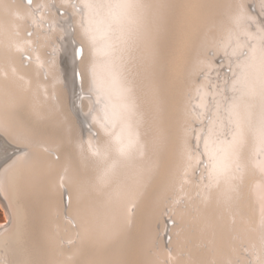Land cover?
Listing matches in <instances>:
<instances>
[{"label": "bare ground", "instance_id": "bare-ground-1", "mask_svg": "<svg viewBox=\"0 0 264 264\" xmlns=\"http://www.w3.org/2000/svg\"><path fill=\"white\" fill-rule=\"evenodd\" d=\"M28 1L34 8L48 5L46 1ZM252 1L159 0L155 13L153 11V36L149 34L148 38L140 41L142 52L132 63L123 51L121 37L114 33L104 37L110 46L105 61L101 58L102 53L100 55L97 50H93L94 38L78 26V21L84 19L83 0L75 5L74 1L67 3L66 0H56L58 8L66 9L69 19L62 23L63 17L53 11L47 16L39 15L50 21V32L39 34L40 50L36 52L37 55L41 54L45 39L55 34L60 36L51 62L46 63L43 57L39 58L40 64L48 71L49 80L45 81L47 90L52 89L57 93V100L49 102L46 98L41 99L39 94L41 81L38 65H22L18 54L24 43L34 39L22 34L26 27L24 21L32 17V11L22 0H0V125L5 131L0 133V160L4 159L0 161V170L12 158L9 194H23L39 209L29 229L19 234L10 249L17 264H120L121 260L124 264L163 263V257L166 258L167 254L160 248L154 250L150 244L154 235L152 224L155 219L163 218L161 240L164 244L165 230L168 228L171 231L174 223L170 225L171 221L166 222L167 216L159 214L160 198L178 178H175L177 174L188 169L195 159H201L200 154H188L189 132L186 125L190 120V109L184 98V90L188 87L192 90L204 87L201 85L205 79L200 83L194 81L196 73L203 67L213 70L216 82L219 74V81H224V64L217 62L219 60L215 58L218 55L214 58L216 62L204 55L207 44L218 32V17L221 14H230L237 20L247 17L248 20L264 22V12H252L246 8ZM255 1L254 10L258 9L257 3L259 6L264 2ZM77 8H81V11ZM256 28L257 32H253L255 42L250 49L254 51V60L264 62V54L259 48L264 30L259 25ZM100 58L105 62L103 69L99 65ZM247 60L240 61L243 65L241 77H244L231 78L230 82L233 86L237 83L239 89L238 96L228 106L235 115L237 125L231 133V139L218 141V168L221 174L218 177V221L210 225L218 256L224 258L232 254L235 243L233 233L245 234L261 250V253L258 252L260 260L257 264H264L263 233L257 228L240 230L242 217L238 213L242 206L239 195L253 189V182H249L250 174L264 169L260 158L261 153L264 154V72L248 76ZM101 69L104 70V78L99 77ZM89 90L94 93L88 94ZM87 107L98 108L101 113L93 114L90 118ZM22 113H25L24 116ZM104 122L111 124L110 129L105 128ZM92 127L96 129V138L92 137L93 133H89ZM8 142L13 146L6 145ZM39 143L58 149L59 159L55 160L47 154L39 147ZM19 144L31 146L27 160L18 157L17 151L10 155L7 153L18 148ZM91 144L95 146L94 151L89 149ZM61 146H65L66 151ZM154 171L159 173L160 179L151 189L148 184ZM262 172L263 176L256 178L258 180L254 185L257 186L261 201L258 204L264 210ZM62 185L67 187L66 197L61 196ZM129 203H135L133 216L139 225L137 243L134 244L125 241L128 235L122 228L124 220L130 216L127 212ZM65 204L67 213L77 223L76 229L55 216ZM211 206V202H208L204 207L202 218L207 221L213 213ZM173 213L179 219L186 218V213L176 208ZM53 227H56V231L52 232ZM64 227H67L66 230H63ZM109 227L116 230L111 242L106 240ZM77 230L80 235L75 243L70 244L69 248L59 245L60 236L71 238ZM170 231L169 242L172 241ZM185 235L186 232H180L178 241L174 242L175 249L185 239ZM207 258L205 251H194L191 262L204 263ZM175 259V264L184 262L183 259Z\"/></svg>", "mask_w": 264, "mask_h": 264}, {"label": "rangeland", "instance_id": "rangeland-1", "mask_svg": "<svg viewBox=\"0 0 264 264\" xmlns=\"http://www.w3.org/2000/svg\"><path fill=\"white\" fill-rule=\"evenodd\" d=\"M12 1H14V0H12ZM27 1L28 0H22L23 4L26 3V6L31 9L33 15H32V17H28L25 19L24 23H25L26 27H24L22 34H23V36H26L28 38H34V39H32L30 42L24 43L22 49H19V53H18V54H20L19 58L23 61L22 65H24V66L28 67L32 64L38 65V75H39V79L41 81V84L39 86V94H40L41 99L46 98V100L49 102H51L52 100L56 101L57 100V93H55L52 89L47 90L46 82L49 80V78L47 77L49 75H48V71L46 70L45 66L43 64H40L39 58L43 57V59L46 63L51 62V57H53L55 54L54 49L56 47V44L59 42L58 40H60V38H59L60 36L55 34L51 38L45 39L43 41L44 44L42 45V48H41V54L37 55L36 52L40 50L39 34L40 33L46 34L47 32L48 33L50 32V24H49L50 21L48 19L44 20V18L39 17V15L47 16L51 13V11H53L58 16L63 17L62 20L60 21L63 23L64 20L69 19V14H68V12H66L65 8H58L57 7L56 0H52V2H51V0H41V1H46L48 3V5H46L45 7L39 6L37 8H34V6L31 3H29V1L28 2ZM109 1L110 0H90V1L89 0H83L84 19H81L78 21V24H79L78 26L83 28V30H85L90 35H92V37L94 38V41H95V42H93V50H97V53H99L100 55L102 53L101 58H103L104 61H105V55H106L107 51H109V48H110L108 43L106 44V42L104 41V37L107 34L113 35V33H114V35L116 34L119 37H121L123 51L126 55H128L130 62L135 63L136 59L139 56V52H142V48L140 47L141 46L140 41L145 40V38H148L149 34L151 35V33H152L151 27L153 28V16H154L156 6H157V3L159 0H145V1L144 0L143 1L142 0H111L110 3H108ZM237 1L239 2V0H237ZM66 2L67 3L73 2L75 5V3L79 2V0H66ZM140 3H141V5H140ZM254 3H256L255 0H253L249 5H246V8L252 10V12L253 11L257 12V10L264 12V2L262 5H259V6L257 3L256 5H257L258 9H256V10H254V8H253ZM143 4H145V5H143ZM120 5H128V7H120ZM256 5H255V7H256ZM129 6H132L133 8L130 9ZM134 6H135V8H134ZM57 9H58V11H57ZM78 9H79V11H81V8H77L76 10H78ZM45 10H47L46 13H45ZM99 10H101V11H99ZM74 11H75V9H74ZM153 11H154V13H153ZM85 15H87L88 17ZM221 15H220L221 17L220 16L218 17V32L214 35V38H211L210 42L207 44L204 55L206 57L207 56L210 57L211 59L213 58L212 62H214V61L216 62V60L218 59L219 60V61H217L218 63L224 64V66L222 67V71H224L226 73L225 76L223 75V77H222V79L224 81H222V82L219 81V80H221V78H220L221 75L219 74L218 75L219 79L216 82V78H215V75L213 74L214 73L213 70L206 68V67H203V68H200L198 70V72H197L198 74L196 73L194 81L197 83H200L202 79H205L204 83H202V85H201L204 87H202L198 90H194V89L192 90L190 87H188L190 89L189 92H188V90H189L188 88H186V90H184V98H186L187 104H189L188 106L190 109V116H189L190 120H188V123L186 125V129L189 132V136L187 139V141H188L187 142L188 154L190 156L200 154L201 159L199 161L195 159V162L192 161L190 164V167L183 171L184 173L182 172V173L177 174L175 176V178L178 177L177 178L178 180L174 178L175 180H174L173 185L160 198L159 214L167 216L166 222L171 221L170 225H173V223H174V226H173L171 231L168 228H166V230H165L167 232L164 233V236H165L164 237V240H165L164 244L162 243V240H161L162 231H163V229H162L163 218L155 219L153 221V224H152V227L154 230V232H153L154 235L150 241V244L154 250H159V248H160L165 254H167L166 258H165V256L163 257V263L162 264H169L170 261H171L170 264H175L174 263L175 261H173V259H175V258L183 259L184 262L182 264H189V262H190V264H193L191 262L192 261L191 259L194 256V251H201V250H203L207 253L208 258L206 259L207 261H205L204 263H198V264H219V263L220 264H222V263L223 264H233V263L234 264H257V262L260 260L261 250H260L258 244L254 240L247 237V235H245L244 233H243L244 235H242V234L238 235L236 233H233L235 243H234V248L232 250L231 255L224 257V258H221L220 256H218V253H216L217 244L214 241L213 229L211 230V225H210L211 222L218 221V177H220V175H221L219 173V168H218V141L221 139L224 141H228L229 139H231V137H232L231 133L234 132L235 126L237 125V123L235 122L236 121L235 115L229 109L228 106H229L230 101L232 99H234L236 96H238L239 89H238L237 83L234 84L236 86H233L232 83H230V82L232 81V79L233 80L238 79V78L242 79L244 77V76L241 77V71H242L243 65H241L240 61H242L243 59H246V58H248L247 61L249 62V63H247V65L249 66V72H250L249 75L247 74L248 76H250V75L254 76L257 73L264 72V62L254 60L253 59L254 51L250 49L251 46L254 45V42H255V35L253 34V32L254 33L257 32L256 27L258 25L263 27V30H264V22L261 20H252V19L248 20L247 17L237 20V19L233 18L230 14H227V15L221 14ZM104 16H106L108 18H106ZM112 16H114V17H112ZM150 19L152 20V22ZM45 21H46V23H45ZM146 21H148V23ZM226 22H227V25H226ZM69 25L71 26L70 28L73 31V29H72L73 27H72V24L70 21H69ZM148 25H150V26H148ZM139 26H141L143 29ZM143 26L146 28H144ZM35 27H37L38 29H35ZM235 27H236V29H235ZM113 29H114V32H113ZM146 29H148L147 30L148 34L146 33ZM236 30L238 33L236 32ZM32 32H33L34 36L32 35ZM145 35H147V36L144 37ZM234 35H235V37H234ZM151 36H153V35H151ZM139 38H140V40H139ZM98 41H100V42L98 43ZM241 44H243V45H241ZM224 45H225V47H224ZM131 46H132V48H131ZM243 46H244V48H243ZM261 46H263V47H261ZM26 47L27 48L30 47L32 49H30V48L27 49ZM126 47H128V48H126ZM140 48H141V50H140ZM259 48H260V51L264 54V36H263V39L261 41ZM235 51H236V53H235ZM27 52H29L30 54ZM29 55H30V59H29ZM216 55H218L217 58H215ZM103 60L101 59V62L99 63V65L102 69L104 68V65H105L104 64L105 62ZM237 63H239V65ZM232 67H235V68H232ZM102 69H101V72L99 73V77L104 78L105 73H104V70H102ZM41 72L43 73V75ZM1 75H2V73L0 74V77H1ZM247 75H245V77H248ZM198 77H199V79H197ZM248 78H250V77H248ZM226 81H227V83H226ZM212 83H213V85H212ZM220 84H222V85H220ZM229 84H230V86L227 87ZM262 85L264 87V84H262ZM231 86H233V87L231 88ZM215 88H217V89H215ZM235 88H236V90H235ZM210 90H211V92H210ZM202 91H204V93ZM222 92H223V94H222ZM233 92H235V93H233ZM92 93H94V92L89 90L88 94H92ZM186 93H188V94H186ZM218 94H219V96H218ZM186 95H188V96H186ZM188 99H189V101H188ZM212 101H213V103H211ZM220 105H221V107H220ZM86 109H87V112L89 111L88 115L90 118L92 117L93 114L99 115L101 113V111L95 107H92V109H89L87 107ZM223 112H224V114H223ZM22 114H23L22 116H24L25 113H22ZM205 114L207 116H205ZM216 114H218V115H216ZM191 116H192V118H191ZM208 116L210 119L208 118ZM191 119H192V121H191ZM204 120L206 121V123ZM218 120H220V121H218ZM227 122H228V124H227ZM0 126H2V125H0ZM104 126H105V128L110 129L111 124L109 122H104ZM2 127H0V133H2L4 131L3 130L4 127L3 128ZM220 127H223V128L221 129ZM218 128H220L221 130ZM91 129L92 130L89 133H93L92 137L96 138L97 137L96 136L97 132H95L96 129L93 127ZM192 129H193V131H192ZM217 130H218V132H217ZM200 133H202L201 136H200ZM227 135H228V137H227ZM203 142H205V143H203ZM6 145L10 146L12 144L10 142H8V143H6ZM196 145H197V147H196ZM30 147L26 144H19L18 148H20V149L17 150L18 157H21V159H23V160H27L28 157L30 156V152H29V150L31 149ZM39 147H41L50 156H53V158L55 160L59 159V157H58L59 156V154H58L59 150L58 149L52 148L53 149L52 150L50 148V146L47 145L46 143H43V144L39 143ZM61 148L63 151H66L65 146H63V147L61 146ZM89 149L94 151L95 146L91 144V145H89ZM189 150L191 152H189ZM196 150H197V154L195 153ZM51 151H53L55 154L52 153ZM260 158H261V162H262V168H264V154L263 153H261ZM10 159L11 160L8 161L0 170V182H1L0 183V194L4 198V200H2L0 198V264H12V263L17 264V260L15 259L16 257H14V255L11 253L10 249H11L12 245L15 243V241L19 238V234L21 235L23 233V231H27L29 229L30 223L34 220V218H36V216H37L36 213L39 210L38 206L34 207V205L32 203H30L28 198L23 196V194L17 195L16 193L14 194L13 192H11L9 194L8 181H9V177L11 176L12 158H10ZM199 163H201V164H199ZM262 171H264V169L263 170L260 169V171L253 172L254 174L253 173L250 174L249 182H251V183L253 182V189L251 188L248 191V193H246V194L244 192V193H241L239 195L240 196L239 199L242 202V206H240V208L238 209V213L242 217V219L240 220V224H241L240 230L244 231L243 228H245L246 230L247 229L248 230L249 229L255 230L257 228L264 235V222H263L264 221V213H262V211L264 212V210H262V208H263L262 205L258 204V202H261V201H260L259 196H258L257 186H256V184L254 185V183H257V180L261 176H263ZM256 178H258V179H256ZM59 179H60V181H62L61 175L59 176ZM159 179H160L159 173L154 171L153 174L151 175L150 182L148 184L149 188L150 187H151V189L154 188L158 184ZM204 185H206V186H204ZM254 186H256V187H254ZM251 190H253V193ZM60 191H61L60 192L61 196L66 197L67 187L66 186L63 187V185H62L60 188ZM3 193H5V194H3ZM254 200L255 201L257 200L256 201L257 203ZM3 202L5 203V205H3ZM208 202L209 203L211 202V204H212L211 208H212L213 213L211 214L212 216L209 215V219L207 221V220H205V218H202V215L204 213V207ZM252 202H254V203H252ZM65 205H64V208H62V210H61L62 212L60 211V212L55 213V216L56 217L59 216L60 218L64 219L67 222L68 226H71L72 228L76 229L77 223L75 220H73L72 216H70L67 213V204H65ZM248 205H249V207H248ZM24 207H27L28 209L24 208ZM135 207H136L135 203H129L127 205V212L129 213L130 216L127 219H125L123 224H122V228H124L125 233H127V235H128L127 239L125 241L127 243L132 242L133 244L137 243V237H138V233H139V225L135 223L136 218H134V216H133L135 211H136ZM258 207H260V208H258ZM175 208H176V210H180V211L186 213V218H184V219L177 218L175 216V214L173 213L175 211ZM65 209H66V211H65ZM129 209H130V211H129ZM6 210H7V212H6ZM13 212H15V213H13ZM64 215H65V217H64ZM69 218L72 220L70 221ZM3 221H5V222L3 223ZM131 226H133V227H131ZM167 227H169V225H167ZM66 228L67 227H64L63 230H66ZM53 231H56V227L52 228V232ZM107 231H109V233L106 236V238H107L106 240L111 242L114 235H115L114 232H116V230L114 231L111 227H109V229ZM169 231H170L171 236H172L171 242H169V238H170ZM181 231L186 232V235L184 237L185 239H183L180 242L179 246H177L178 248L175 249L174 242L178 241V235L180 234ZM158 232H159V234H158ZM79 235H80V232L77 230L73 233L71 238H66L64 236H60L58 238V243L62 247L69 248L70 244L75 243L77 241ZM7 236H8V238H7ZM167 238H168V240H167ZM63 241H64V243H63ZM152 241H153V243H152ZM258 252H260V253H258ZM235 256L237 259L235 258ZM228 260H230V261H228ZM232 260H234V261H232ZM237 261H238V263H237ZM120 264H124V263H122V260H121Z\"/></svg>", "mask_w": 264, "mask_h": 264}, {"label": "water", "instance_id": "water-1", "mask_svg": "<svg viewBox=\"0 0 264 264\" xmlns=\"http://www.w3.org/2000/svg\"><path fill=\"white\" fill-rule=\"evenodd\" d=\"M17 149H18V148H15V149H13V150H10V151L7 152V153L10 155V154L14 153L15 151H17ZM8 154H7V155H8ZM3 160H4V159H1L0 161H3ZM0 198H1L2 200H4V198H3V196H2L1 194H0ZM3 205H5L4 202H3Z\"/></svg>", "mask_w": 264, "mask_h": 264}, {"label": "snow or ice", "instance_id": "snow-or-ice-1", "mask_svg": "<svg viewBox=\"0 0 264 264\" xmlns=\"http://www.w3.org/2000/svg\"><path fill=\"white\" fill-rule=\"evenodd\" d=\"M120 7H128V5H120Z\"/></svg>", "mask_w": 264, "mask_h": 264}]
</instances>
